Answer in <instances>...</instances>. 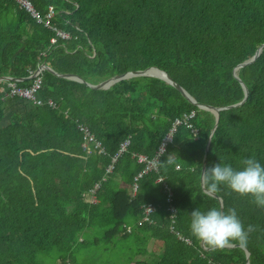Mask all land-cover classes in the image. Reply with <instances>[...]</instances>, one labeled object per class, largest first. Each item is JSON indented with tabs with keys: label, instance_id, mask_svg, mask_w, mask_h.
<instances>
[{
	"label": "trees",
	"instance_id": "16d2710c",
	"mask_svg": "<svg viewBox=\"0 0 264 264\" xmlns=\"http://www.w3.org/2000/svg\"><path fill=\"white\" fill-rule=\"evenodd\" d=\"M29 1L43 22L15 0H0V79L31 85L29 72L46 64L84 83L44 72L37 95L44 105L24 113L18 99L9 107L0 93V264H78V250L115 247L117 238L125 241L127 264H264V209L224 187L214 197L201 184L203 167L216 163L240 169L242 160L255 158L264 166V0ZM50 7L55 14L46 26ZM153 68L198 105L225 109L219 120L156 78L90 88ZM192 113L193 128H179L159 172L131 192L144 169L133 155L154 158L172 125ZM74 121L105 155L84 158ZM130 137L132 145L114 162ZM159 177L173 191L179 233ZM96 184L97 203L90 205ZM219 198L225 212L235 208L245 227L256 226L246 247L211 251L190 235V213L222 209ZM148 204L156 210L145 221ZM91 232L102 233L89 241Z\"/></svg>",
	"mask_w": 264,
	"mask_h": 264
},
{
	"label": "clouds",
	"instance_id": "9594fccd",
	"mask_svg": "<svg viewBox=\"0 0 264 264\" xmlns=\"http://www.w3.org/2000/svg\"><path fill=\"white\" fill-rule=\"evenodd\" d=\"M241 164L240 169L220 163L204 169L201 173L204 191L215 194L224 187L229 195L249 198L258 209H264V166L255 158L244 159ZM256 230L251 224L245 227L235 208H228L225 212L212 207L206 212L194 209L190 213V235L211 251L246 247L251 233Z\"/></svg>",
	"mask_w": 264,
	"mask_h": 264
},
{
	"label": "built area",
	"instance_id": "2783aa9c",
	"mask_svg": "<svg viewBox=\"0 0 264 264\" xmlns=\"http://www.w3.org/2000/svg\"><path fill=\"white\" fill-rule=\"evenodd\" d=\"M15 1L19 3L21 7L27 9L33 15V17L37 19L38 23L43 22L40 16L35 12L29 0H15ZM54 14H55L54 8L50 7L49 12L46 15V18H47L45 22L46 26H49V22L53 18ZM55 30H56V34L58 38L70 39L69 33H66V32H63L57 29ZM52 43L53 44L57 43V38L52 39ZM45 65L46 64H39L36 72H33V71L29 72L30 74L29 80L31 82L30 87L24 88L21 86V81L8 79L7 80L8 98L23 100L27 103L33 104L34 106L42 107L44 103L38 100L37 95H38V91H40L42 87V82H43L42 75L44 72H47L45 71ZM48 105L55 110L56 105L53 102H49ZM194 118H195V114L192 113L190 116H185V118L183 119V122L184 123L188 122L190 120H193ZM179 122L180 121H177L174 123L173 127L171 128V130L169 131V134L167 135L165 139V143L162 145V147L160 148V151L154 156V158H151L150 160V158H148L147 156H139L138 163L144 165V169L143 171L138 173V175L136 176V179H135L136 183H135V187L133 188L134 194L138 193V182H140L141 179H143L146 175H148L151 172H158L159 170L158 165H159L160 158L166 151L167 147H169V145L173 143V137L175 136L177 132V125L179 124ZM184 126H186L189 129L192 128L187 123H185ZM78 130L84 132L85 140H87L88 142H93V137L88 133L86 129L78 127ZM96 146H97V149L100 147L98 143L96 144ZM130 146H131V143L126 142L122 146L120 153L114 157V162H118L119 158L128 151ZM98 151L100 155H105V150L99 148ZM114 170H115V164L111 165L107 171L112 173L114 172ZM98 188H99V184H96L94 186V189L91 190V193H90L91 195L89 196L88 201H95L93 195H94L95 190H97ZM153 211L154 209L152 207H148V206L145 207V220L146 221H149V215Z\"/></svg>",
	"mask_w": 264,
	"mask_h": 264
},
{
	"label": "crops",
	"instance_id": "0c3cea01",
	"mask_svg": "<svg viewBox=\"0 0 264 264\" xmlns=\"http://www.w3.org/2000/svg\"><path fill=\"white\" fill-rule=\"evenodd\" d=\"M68 40V39H67ZM48 66V65H47ZM48 68H49V66H48ZM3 78H6L7 80L9 79V77H3ZM2 78V79H3ZM0 79V93L2 94V96H3V99H2V101H6V103L8 104V106L10 107V106H13L14 105V102L13 101H11L9 98H8V88H7V80H5V79ZM29 86H31V85H27V86H23L22 85V87H24V88H27V87H29ZM17 107H19V110H18V113H24V110H25V108L24 107H27V108H31V107H33V104H30V103H27V102H25V101H23V100H19L18 99V103H17ZM16 108V107H15ZM14 108V109H15ZM15 111V110H14ZM64 114H65V116H67L68 117V120H66V121H69V120H71V115L69 114V112L67 111V112H64ZM7 115H9V112H8V114ZM64 116V117H65ZM6 120H8V118L6 119ZM191 121L192 120H190V121H188V122H185V123H187L188 125H190L192 128H193V125H191ZM8 121H6V123H7ZM184 122H183V120H181L180 122H179V124L177 125V132H176V134L178 133V131H179V128L183 125L184 126V124H185ZM74 125H75V127H76V130H78V127H81V128H83V129H86L87 131H88V133L93 137V142H88L87 140H85V134H84V132H82V131H80V130H78L80 133H82V143H81V150H82V152L85 154V157L84 158H88L89 156H91L92 154H96V155H98V156H102V155H100L99 154V151H98V149L99 148H101V149H103V150H105V148H102V143L100 142V141H98L96 138H95V136L87 129V128H85V127H83V126H81V125H79L78 124V122H75L74 121ZM174 125V124H173ZM173 125H172V127H173ZM169 133V132H168ZM168 133L166 134V136L164 137V139L162 140V142H161V144H160V146H159V149H158V151H157V153L160 151V148L162 147V145L165 143V139H166V137H167V135H168ZM175 134V135H176ZM193 137L195 138V140H198L199 138V135H193ZM174 138H175V136L173 137V143L172 144H170L169 146H171V145H173L174 144ZM132 140H133V138H129L128 140H127V142H129V143H131V145H132ZM99 144L100 145V147L97 149V146H96V144ZM123 146V145H122ZM167 149H168V147H167ZM167 149H166V151L164 152V153H166L167 152ZM106 152V151H105ZM139 156H146L145 154H134L133 155V157H139ZM180 169V167L178 168L177 167V170H179ZM203 169H204V167H203ZM141 171H143V170H141ZM140 171V172H141ZM203 171V170H202ZM139 172V173H140ZM159 172V171H158ZM155 173H157V172H155ZM150 174V173H149ZM148 174V175H149ZM135 179H136V177H135ZM160 179H163V181L162 182H160ZM157 182L158 183H160V184H162V186H163V189H164V192L167 194V197H166V202L168 203V214H169V218L172 220V231H174V232H178L177 230H176V222H177V216H178V209L173 205V191H172V189H171V187L166 183V179L164 178V177H159L158 179H157ZM135 183H136V180H134V185H133V187L131 188V192L133 191V188L135 187ZM139 182H138V189H139ZM86 203H88V204H96L97 203V201H85ZM93 202V203H92ZM155 205H152V204H148V207H152L153 209H155L156 210V208L154 207ZM158 209V208H157ZM156 212V211H155ZM150 220L151 221H153V219H152V217L150 218ZM146 221V220H145ZM179 233V232H178Z\"/></svg>",
	"mask_w": 264,
	"mask_h": 264
},
{
	"label": "water",
	"instance_id": "95a60500",
	"mask_svg": "<svg viewBox=\"0 0 264 264\" xmlns=\"http://www.w3.org/2000/svg\"><path fill=\"white\" fill-rule=\"evenodd\" d=\"M261 54V48L256 52V54H255V56L251 59V60H249V61H247V62H245L244 64H242L241 66H240V68H243V66H246V65H248V64H250V63H252L253 61H255L256 60V58L259 56ZM45 71H47V72H49V73H51L52 75H55V76H58V77H61V78H64V79H68V80H71V81H74V82H77V83H80V84H83L84 82L82 81V80H80V79H78V78H76V77H72V76H59V75H57L52 69H50V68H48V66L47 65H45ZM152 71H157V72H159V73H161L162 75H163V77L161 76H155V75H153L151 72ZM237 71V70H236ZM235 71V72H236ZM135 77H151V78H156V79H159V80H162V81H164V82H166L167 84H169V85H171V86H173L174 88H176L185 98H187L192 104H195V105H198V103L197 102H195L182 88H180L177 84H175L174 82H173V80L165 73V72H163V71H161V70H159V69H155V68H153V69H149V70H147V71H145V72H141V73H131V74H128V75H126V76H123V77H119V78H115V79H113V80H111V81H108V82H106V83H102V84H100V85H98V86H96V87H90V88H92V89H95V90H109V89H111L114 85H116L117 83H119V82H121V81H124V80H130V79H132V78H135ZM237 78V77H236ZM3 79H5V80H7L6 78H3ZM2 79V80H3ZM238 79V78H237ZM244 86V85H243ZM244 89H245V92H246V98H247V96H248V91H247V89H246V87L244 86ZM246 100V99H245ZM244 103V102H243ZM242 103V104H243ZM241 104V105H242ZM241 105H238V106H234V107H239V106H241ZM198 106H200V105H198ZM200 108L201 109H204V110H206V111H208V112H211L215 117H216V120L218 121L219 120V117H220V112H222L223 110H225V109H214V108H209V107H203V106H200ZM229 109H231V108H229ZM205 165H206V162H205ZM204 165V166H205ZM204 169H205V167H204ZM203 169V170H204ZM211 195H214V194H211ZM215 197H218L217 195H214ZM219 200H220V202H221V205H222V210H223V201H222V199L221 198H219Z\"/></svg>",
	"mask_w": 264,
	"mask_h": 264
},
{
	"label": "rangeland",
	"instance_id": "374dc122",
	"mask_svg": "<svg viewBox=\"0 0 264 264\" xmlns=\"http://www.w3.org/2000/svg\"><path fill=\"white\" fill-rule=\"evenodd\" d=\"M100 233L102 232H91L92 235L88 233L87 239L91 241L93 240V236L97 237ZM113 242H117L115 247L113 245L114 243H101L97 246L81 248L75 253V259L78 264H127L125 260L126 252L124 249L125 241L121 238H117Z\"/></svg>",
	"mask_w": 264,
	"mask_h": 264
},
{
	"label": "bare ground",
	"instance_id": "6f19581e",
	"mask_svg": "<svg viewBox=\"0 0 264 264\" xmlns=\"http://www.w3.org/2000/svg\"><path fill=\"white\" fill-rule=\"evenodd\" d=\"M151 73L155 76H160V77L162 76L163 77V75L157 71H152Z\"/></svg>",
	"mask_w": 264,
	"mask_h": 264
}]
</instances>
